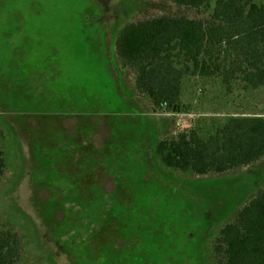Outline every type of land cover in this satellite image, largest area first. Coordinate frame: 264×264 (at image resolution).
Segmentation results:
<instances>
[{"label": "rangeland", "instance_id": "374dc122", "mask_svg": "<svg viewBox=\"0 0 264 264\" xmlns=\"http://www.w3.org/2000/svg\"><path fill=\"white\" fill-rule=\"evenodd\" d=\"M214 2L0 0V223L19 235L14 264L217 263L216 233L264 188V157L196 175L166 167L153 149L230 115H264V85L186 76L188 112H160L135 92L114 48L129 22L162 14L205 21ZM74 150L93 153L75 158L97 159V168L62 196L54 179L76 170ZM106 209L112 225L97 230Z\"/></svg>", "mask_w": 264, "mask_h": 264}, {"label": "trees", "instance_id": "16d2710c", "mask_svg": "<svg viewBox=\"0 0 264 264\" xmlns=\"http://www.w3.org/2000/svg\"><path fill=\"white\" fill-rule=\"evenodd\" d=\"M193 9L209 0H169ZM114 48L131 69L134 89L160 112H188L180 99L186 76H219L243 88L264 85V1L215 0L208 20L162 14L123 25ZM202 129V128H201ZM189 128L159 140L153 154L168 168L220 174L264 157V115H230L218 124ZM5 158L0 150V177ZM216 264H264V188L216 233ZM19 235L0 223V264H14Z\"/></svg>", "mask_w": 264, "mask_h": 264}, {"label": "flooded vegetation", "instance_id": "af4514ba", "mask_svg": "<svg viewBox=\"0 0 264 264\" xmlns=\"http://www.w3.org/2000/svg\"><path fill=\"white\" fill-rule=\"evenodd\" d=\"M72 154H73L72 162L74 163L73 165H75L76 170L75 171L73 170L72 172H71V169H68L67 171L65 170L64 176L62 178L56 179V180L54 179V181L56 183H58V184H54L53 186H55V189H57L58 193L61 194L62 196H65L66 192H68V191H73L74 188H72V187L74 185L76 187L77 184L69 183L70 181H75L74 179L78 175H82V177H86V176H88V174L90 173V171H93L94 172V170L97 168V159L96 160H92V161L84 160L81 163L80 160H78V159L75 158V157H79V156L83 157L84 155L85 156L94 155L93 153H85V152L83 153V152H77V151L74 150V151L70 152V155L71 156H72ZM67 160H70V159H67ZM83 174H85V175H83ZM86 180L89 181L91 179L86 178ZM114 187H115V185H114ZM70 188H72V189H70ZM52 191H51V193H52ZM111 209H108V210L106 209V210L103 211L102 216H101V221H100V225L101 226L99 225V227L97 228V230H100L101 227H105L106 225H112V220L113 219L110 217V211H111ZM104 224H106V225H104Z\"/></svg>", "mask_w": 264, "mask_h": 264}]
</instances>
